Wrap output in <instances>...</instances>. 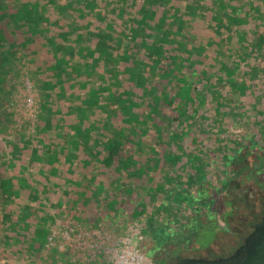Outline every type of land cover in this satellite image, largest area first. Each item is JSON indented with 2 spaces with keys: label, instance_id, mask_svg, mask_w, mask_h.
Masks as SVG:
<instances>
[{
  "label": "trees",
  "instance_id": "trees-1",
  "mask_svg": "<svg viewBox=\"0 0 264 264\" xmlns=\"http://www.w3.org/2000/svg\"><path fill=\"white\" fill-rule=\"evenodd\" d=\"M185 38H202L197 47L215 54L226 46L217 38L239 45L211 71L196 67ZM45 45L48 56L38 59ZM25 72L35 74L40 90L34 135L2 107L12 81ZM236 107L264 122V0H0V196L19 208L10 210L19 213L18 243L0 264L21 258L43 264L31 263L32 255L49 243L52 224L87 194L102 198L106 219L124 203L131 206L129 222L145 215V234L161 227L174 240L199 232V241L213 238L225 229L216 215L228 225L234 211L222 198L230 165L242 153L264 163V148L260 139L236 144L222 166L229 177L220 174L219 185L203 181L215 155L208 150L203 157L205 129L187 139L198 117L222 110L235 118ZM160 211L173 214L162 221ZM161 249L166 256L157 264L185 258L169 240Z\"/></svg>",
  "mask_w": 264,
  "mask_h": 264
},
{
  "label": "rangeland",
  "instance_id": "rangeland-1",
  "mask_svg": "<svg viewBox=\"0 0 264 264\" xmlns=\"http://www.w3.org/2000/svg\"><path fill=\"white\" fill-rule=\"evenodd\" d=\"M185 39L186 48L193 53L194 59L197 61L196 67L198 69L207 68L211 71L217 68L218 61L223 62L229 59L230 53H233L232 48L238 44L235 38H223V40L222 38H217L220 39L221 42L224 41L226 46L219 49L220 51L216 52V54L212 53L209 48L207 50L209 55L205 57L202 53L207 51L200 50L201 47H197L202 38ZM46 46L47 45L39 49L36 53L38 59H44L45 55L48 56ZM216 56L220 57L219 60H217ZM48 58L49 57H47V60ZM34 75V73L28 75L27 72H25L19 76V79L17 78L12 81L11 84L13 89L11 98L5 100L2 105L3 108L12 112L11 122L23 125L26 133L33 135L36 130L35 119L37 118L40 102V90L37 83L34 81V77H32ZM245 100V98L241 100V106L249 108L250 103L245 105ZM215 104L216 99L213 100L211 105ZM228 105L230 106V104ZM242 107L235 108V111L239 113L235 118L225 115V112L222 110L218 113L212 110L210 116L206 118L198 117L199 121L196 126L192 127V131L189 133L187 139L189 142L191 138L195 136L194 129L197 131L205 129L204 131L206 132H201L204 136L201 147L205 148L204 153L207 156L204 154L203 157L206 159L210 157L207 153L208 150H213L215 153L213 158L207 162V178H204V182L210 180L220 185V180H218L220 174L225 177L231 175V178L223 184L226 187L222 197L225 200H231L234 206V211L229 219L230 232H227V224L222 215L218 214L215 219L219 226H223L225 229H219L216 235L211 239V234H208L206 237L207 240L203 239L199 241V232L191 233L190 237L186 239H179V234H176L174 240L170 238L171 234L161 227L152 228L150 235H148L143 232V228L147 226L145 215L129 222L128 213L131 210V206L124 203V210L119 212L116 211L114 212L116 213L114 218L106 219L101 210V207L106 208V206L99 202V199L102 198L98 196H91L88 198L86 197L88 196L87 194L86 196L81 195L82 198L81 201H79L80 207L78 206L79 204H77L74 208L66 209L61 215L63 219L59 218L52 224L49 243L46 244L45 248H43L40 253L32 255L33 261H31V263L37 260L43 264H69L73 261H76L77 264H89L91 260L98 259V262L101 263L115 264L116 256L120 255L124 250L135 246L146 254V264H157L156 261L158 259L166 256V251H163L161 248L168 240L169 244L174 247L180 245L183 249L181 255H184V257L214 259L224 254L227 244L232 237L231 232L235 230L238 231L239 227L244 226L247 219H251L253 212L258 214L264 207V192L259 189V184H262L264 181L263 162L254 157H250L246 153H242L238 155H241L240 158L235 157L232 165H230L231 173L229 175L222 170L224 160L228 158V153L234 154L233 150L237 146L236 144L242 142V140L252 143L254 141L253 139H260L258 143L261 146L263 145L264 148V135L261 133L264 129V122L258 121L259 117L254 114V111L253 113L246 112L245 114H241ZM223 108L224 107L220 109ZM141 137L147 139V135L143 134ZM187 141L184 142L185 146H187ZM195 149L196 148H194V150ZM246 150L244 149L243 152ZM256 167L258 168L255 170ZM232 169L238 170L239 172L235 174L232 172ZM159 174V176H161V173ZM169 186L170 185L165 187L163 196L161 193L159 195L160 197L154 199L155 204L163 202L165 194H167L168 190L171 188ZM206 186H208V184H206ZM88 192L91 193V190L88 189ZM12 198L15 199L14 196ZM65 198L69 201L73 199L72 196H66ZM86 198L87 200H83ZM17 201L18 204H20L21 199L17 198ZM1 202L2 197L0 196V262L5 256H10L12 250L15 249L18 243L13 228L18 225L17 214H19L17 211L10 212L12 209H17L19 211L18 207H11V204L9 206L8 204L4 205V203ZM171 202L173 205L178 206L176 201L172 200ZM213 204L221 206L222 202L221 200H217L214 201ZM224 205L228 206L227 202L224 203ZM181 208L184 210L188 207L183 204ZM171 213V211H160L157 215L160 220L166 221L168 214ZM182 213H180V216H182ZM6 216L8 220L4 219ZM31 216L34 217V213ZM174 218L175 220L177 219V217ZM177 224H179L178 220L175 221L174 226L177 227ZM19 239L20 246L23 247L25 241L22 238ZM208 239H210V241H208ZM207 242L208 244H206ZM55 244L57 246H55ZM54 246L57 247V251L53 249ZM158 246L160 249L157 248ZM27 248V246L24 247V249ZM67 255H69L68 258H70V262L66 261L67 258L65 257ZM15 261L25 264L29 262L30 259L21 258Z\"/></svg>",
  "mask_w": 264,
  "mask_h": 264
},
{
  "label": "water",
  "instance_id": "water-1",
  "mask_svg": "<svg viewBox=\"0 0 264 264\" xmlns=\"http://www.w3.org/2000/svg\"><path fill=\"white\" fill-rule=\"evenodd\" d=\"M253 237L252 245L238 250L231 259L185 257L172 264H264V217L256 225Z\"/></svg>",
  "mask_w": 264,
  "mask_h": 264
},
{
  "label": "flooded vegetation",
  "instance_id": "flooded-vegetation-1",
  "mask_svg": "<svg viewBox=\"0 0 264 264\" xmlns=\"http://www.w3.org/2000/svg\"><path fill=\"white\" fill-rule=\"evenodd\" d=\"M263 182L262 184H259V189L262 192H264ZM263 217H264V207L258 212V214L253 212L251 219L250 218L247 219L246 222L244 223V226L239 227L238 231L235 230L231 232L232 237L229 243L227 244V247L225 249L226 251L224 252V254H221L219 257L214 259H220V258L231 259L234 257V255L238 250L242 249L243 247L251 246L254 239L253 235L255 232V227L262 220ZM229 219L230 216L227 219L228 222ZM226 226H227V232H230L229 223Z\"/></svg>",
  "mask_w": 264,
  "mask_h": 264
},
{
  "label": "built area",
  "instance_id": "built-area-1",
  "mask_svg": "<svg viewBox=\"0 0 264 264\" xmlns=\"http://www.w3.org/2000/svg\"><path fill=\"white\" fill-rule=\"evenodd\" d=\"M147 256L140 248L132 246L116 256L115 264H146Z\"/></svg>",
  "mask_w": 264,
  "mask_h": 264
}]
</instances>
